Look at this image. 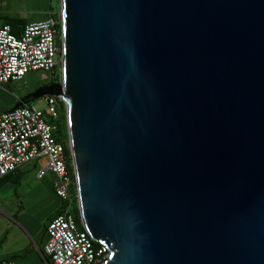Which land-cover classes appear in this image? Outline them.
Masks as SVG:
<instances>
[{"label": "water", "instance_id": "1", "mask_svg": "<svg viewBox=\"0 0 264 264\" xmlns=\"http://www.w3.org/2000/svg\"><path fill=\"white\" fill-rule=\"evenodd\" d=\"M83 227L103 264H264V0H58Z\"/></svg>", "mask_w": 264, "mask_h": 264}, {"label": "built area", "instance_id": "2", "mask_svg": "<svg viewBox=\"0 0 264 264\" xmlns=\"http://www.w3.org/2000/svg\"><path fill=\"white\" fill-rule=\"evenodd\" d=\"M58 16L27 21L19 34L8 23L0 22V83L17 80L34 69H53L60 65ZM59 42V43H58ZM55 95H44L45 105L30 103L0 111V177L33 157H44L37 176L46 170L54 174L53 188L62 198L68 197L69 176L63 144L55 136ZM43 252L52 264H103L106 247L92 244L87 230L79 227L65 209L54 215L45 228ZM0 264H17L3 260Z\"/></svg>", "mask_w": 264, "mask_h": 264}, {"label": "crops", "instance_id": "3", "mask_svg": "<svg viewBox=\"0 0 264 264\" xmlns=\"http://www.w3.org/2000/svg\"><path fill=\"white\" fill-rule=\"evenodd\" d=\"M55 11L44 10L39 14L44 18ZM6 17L24 20L13 28L15 32L11 30L15 34L20 33L25 22L36 20L6 11L0 13V22ZM21 95L18 93L13 102ZM36 158L20 163L0 177V262L14 260L17 264H52L43 252L45 228L54 215L65 210L62 208L64 198L54 191V174L51 171L46 170L37 176L36 170L41 162Z\"/></svg>", "mask_w": 264, "mask_h": 264}, {"label": "rangeland", "instance_id": "4", "mask_svg": "<svg viewBox=\"0 0 264 264\" xmlns=\"http://www.w3.org/2000/svg\"><path fill=\"white\" fill-rule=\"evenodd\" d=\"M58 0H2L0 4V13L11 12L17 15L25 16V18L41 19L39 12L46 11L52 12L56 10L58 16ZM33 11V13H31ZM55 14V13H54ZM59 79V65L57 69H34L25 72L23 77L18 80H12L8 83H0V110L3 108H9L14 102L13 98L18 93H26L31 91L40 83L53 82ZM30 104L43 107L45 105L44 96L34 98L29 101ZM37 157L36 161L43 163L44 157ZM39 162V163H40ZM49 172H47L48 174ZM63 203L66 204L65 209L70 213L73 211L75 202L68 199H64Z\"/></svg>", "mask_w": 264, "mask_h": 264}, {"label": "trees", "instance_id": "5", "mask_svg": "<svg viewBox=\"0 0 264 264\" xmlns=\"http://www.w3.org/2000/svg\"><path fill=\"white\" fill-rule=\"evenodd\" d=\"M50 16L56 18L57 17L56 11H55V14L52 13ZM22 21H24V20L22 18H19V17H6L1 22L8 23L10 25L11 30L13 32H15L13 28L17 27L18 24L21 23ZM57 37H58V41H59V36H57ZM55 68L57 69V66H55ZM8 81H10V80H8ZM8 81L7 82H3V83H8ZM3 83H1V84H3ZM9 108H7V109H9ZM56 112H57V117H56V121L55 122L57 124V128L55 129V131L53 133H54V136L60 142H62V144H63V154L65 156V166H66V170H67V173H68V176H69V180H70L69 183H68V193H69V195L66 198L68 199V202L70 200L75 202L73 211L70 212V214L73 216V218L75 219V221L78 224V226L83 228V225H82L81 220L79 218V214H78L77 207H76L75 183H74V178H73V171H72V167H71V160H70L69 150H68L67 143H66L65 115H64L63 101H62L61 98H57V100H56ZM66 198H64V199H66ZM65 207H66V204L63 203L62 208H65ZM92 244L94 246H97L99 244V242L96 241V240H92Z\"/></svg>", "mask_w": 264, "mask_h": 264}, {"label": "flooded vegetation", "instance_id": "6", "mask_svg": "<svg viewBox=\"0 0 264 264\" xmlns=\"http://www.w3.org/2000/svg\"><path fill=\"white\" fill-rule=\"evenodd\" d=\"M46 83V82H45ZM41 84H43V83H40L39 85H41Z\"/></svg>", "mask_w": 264, "mask_h": 264}]
</instances>
